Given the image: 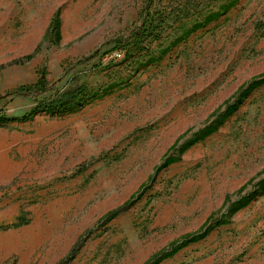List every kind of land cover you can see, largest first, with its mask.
Instances as JSON below:
<instances>
[{
  "label": "rangeland",
  "instance_id": "1",
  "mask_svg": "<svg viewBox=\"0 0 264 264\" xmlns=\"http://www.w3.org/2000/svg\"><path fill=\"white\" fill-rule=\"evenodd\" d=\"M147 3L0 0V264H264V0Z\"/></svg>",
  "mask_w": 264,
  "mask_h": 264
},
{
  "label": "trees",
  "instance_id": "2",
  "mask_svg": "<svg viewBox=\"0 0 264 264\" xmlns=\"http://www.w3.org/2000/svg\"><path fill=\"white\" fill-rule=\"evenodd\" d=\"M151 4H152V0H148V3L146 4L145 9H144V18H143L140 26L137 29H135L134 31H132L131 34L129 35V37L116 38L114 40V42L117 44L118 48L126 49L129 46V40L131 38L142 39L148 35L149 31L151 30V24H150V21L148 20V16H149L148 12L150 10ZM52 26L56 30V34L59 35V27L60 26H59V22H58L57 18L54 19ZM28 58H30V56H28L27 59ZM262 84H264V78L256 80V81H252L251 83H249L246 86V88L244 89L243 95L238 98L237 102L235 104L227 107L224 118L229 117L235 111H237L239 106L242 104L243 100L253 90H255L257 87L261 86ZM51 91H52V88H49V86L46 85L44 79L41 78L37 82V84L35 85L34 88H19L13 92V95L32 97L33 99H35L37 101L41 95L46 94V93L51 92ZM77 94H78V91H73V92L67 91V92H63V93L56 92L55 94L50 96V98L48 100L39 101L40 103L38 105V108H41L42 112H45L49 115L66 114V113L70 112L73 108H75V106L79 105V103L77 102V96H78ZM34 115H35V113L33 111L27 115L22 116L18 120L21 122H26V121L31 120L34 117ZM16 120L17 119H9L6 117H0V123H8V122L16 121ZM216 128L217 127L209 128L207 131L204 132V137L213 133L216 130ZM167 164L168 163L162 164L158 168L157 171H159L162 168H164L165 166H167ZM261 191H264V186H262L258 192H261ZM245 205L246 204L241 205L240 208H243ZM217 223L221 224L219 220L215 221L214 224H217ZM208 233H209V231L205 230L196 236H192L188 239H185L182 243H180L179 247H177L176 249H171L170 252L163 254V255H155L156 257H154V258H157L156 263L161 261V260L168 258L169 256H171L174 252H176L178 250V248L185 246L186 244L196 242L198 240L205 238L208 235ZM77 252H78V249L73 248L69 252V254L58 264H69L74 259Z\"/></svg>",
  "mask_w": 264,
  "mask_h": 264
},
{
  "label": "built area",
  "instance_id": "3",
  "mask_svg": "<svg viewBox=\"0 0 264 264\" xmlns=\"http://www.w3.org/2000/svg\"><path fill=\"white\" fill-rule=\"evenodd\" d=\"M114 56L119 57L120 55L118 53H115Z\"/></svg>",
  "mask_w": 264,
  "mask_h": 264
}]
</instances>
